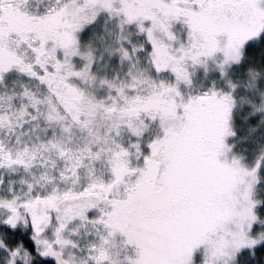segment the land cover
I'll return each mask as SVG.
<instances>
[{
    "label": "snow or ice",
    "instance_id": "6c2138e0",
    "mask_svg": "<svg viewBox=\"0 0 264 264\" xmlns=\"http://www.w3.org/2000/svg\"><path fill=\"white\" fill-rule=\"evenodd\" d=\"M0 264H264V0H0Z\"/></svg>",
    "mask_w": 264,
    "mask_h": 264
}]
</instances>
